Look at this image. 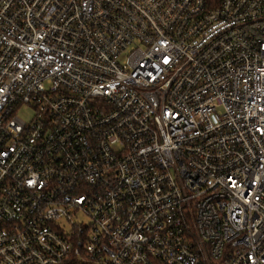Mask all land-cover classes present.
<instances>
[{"label": "built area", "instance_id": "1", "mask_svg": "<svg viewBox=\"0 0 264 264\" xmlns=\"http://www.w3.org/2000/svg\"><path fill=\"white\" fill-rule=\"evenodd\" d=\"M0 264H264V0H0Z\"/></svg>", "mask_w": 264, "mask_h": 264}, {"label": "rangeland", "instance_id": "2", "mask_svg": "<svg viewBox=\"0 0 264 264\" xmlns=\"http://www.w3.org/2000/svg\"><path fill=\"white\" fill-rule=\"evenodd\" d=\"M18 115H19L22 119H24V120H26V121H29L30 118H31V115H32V109H31V108H27V109L22 108V109H20V110L18 111Z\"/></svg>", "mask_w": 264, "mask_h": 264}, {"label": "trees", "instance_id": "3", "mask_svg": "<svg viewBox=\"0 0 264 264\" xmlns=\"http://www.w3.org/2000/svg\"><path fill=\"white\" fill-rule=\"evenodd\" d=\"M208 7H213L219 4L221 0H205Z\"/></svg>", "mask_w": 264, "mask_h": 264}]
</instances>
